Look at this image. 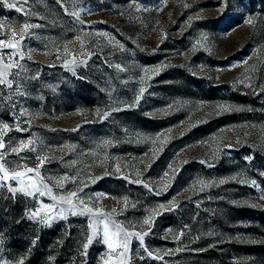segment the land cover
I'll use <instances>...</instances> for the list:
<instances>
[{"label":"rangeland","instance_id":"374dc122","mask_svg":"<svg viewBox=\"0 0 264 264\" xmlns=\"http://www.w3.org/2000/svg\"><path fill=\"white\" fill-rule=\"evenodd\" d=\"M7 3L33 15L7 8L0 0V23L17 28L27 20L41 27L22 42L26 56L31 50V59L21 61L26 71L13 70L20 76L12 89L0 86V127L6 123L11 129L5 143L15 146L33 138L36 151L9 154L6 166L35 168L37 156H48L40 172L53 195L82 188L79 197L97 204V194H103L97 206L105 212L115 209L113 219L135 225L137 231H148L140 222L157 205L167 206L175 198L179 207L159 210L144 238V245L163 259L148 257L132 239L129 264H264V200H259L264 190V0H243L242 5L232 0L223 15L220 0H63L69 12L93 9L81 12L84 23L65 14L56 0ZM137 6L149 10L136 11ZM249 15L256 17L255 27L244 23ZM198 40L205 46L193 50ZM65 45L70 53L94 55L83 57L86 64L77 55L70 70L65 61L72 56L65 54ZM0 51L6 55L9 50ZM116 64L127 71H118ZM164 65L141 84L142 69ZM246 67L255 69L248 73L251 88L239 83ZM37 72L39 78L30 79ZM16 83L23 95L15 94ZM142 86L146 91L139 104L126 107ZM113 108L123 110L106 119L96 116L97 109ZM23 110L27 115H21ZM17 125L27 130L17 131ZM158 134L167 139L162 136L155 145L143 139ZM105 140L111 143L103 145ZM249 156L250 161L245 159ZM170 164L178 174L170 175V186L159 195L121 178L135 179L139 172L145 183L162 188L161 177ZM238 173L260 187L238 182L240 176L230 179ZM65 175L76 181L57 186ZM197 179L228 182L203 192L189 190ZM0 197V259L12 264L20 259L24 264H102L107 258L109 250L100 237L83 254L87 216L68 214L66 220L43 225L25 213L41 201L53 203L50 197L10 198L6 189H0ZM257 203L261 206H250ZM181 230L184 235L175 240Z\"/></svg>","mask_w":264,"mask_h":264},{"label":"snow or ice","instance_id":"6c2138e0","mask_svg":"<svg viewBox=\"0 0 264 264\" xmlns=\"http://www.w3.org/2000/svg\"><path fill=\"white\" fill-rule=\"evenodd\" d=\"M20 5L27 4L28 0H18ZM58 4L62 7L63 11L67 15L73 16L78 23H84L82 20H80L81 12L85 13H91L93 9L91 8H81L77 11L69 12L68 8L64 6L63 0H56ZM76 2V0H74ZM240 4H243V0H239ZM220 3L222 5V15L227 13V9L231 6L232 0H220ZM5 6L10 9H16L17 11H21L26 16H31L33 13L31 11H25V9L21 7H17L16 3H7V0H5ZM183 7L187 8L189 5L187 3L183 4ZM136 11H148L149 9L144 8L141 9L140 7H135ZM162 10V9H157ZM255 21L256 17L253 15H249L244 23L255 27ZM41 27L39 24H33L25 20L22 25H20L17 28L7 27L5 24L0 23V29H5L3 33H0L4 36L3 39H0V50H9L8 53L5 55L2 51H0V86H5L8 89H12L14 82H16L17 77L20 76V71H13L15 70H24V65L21 63L22 60L25 58L31 59V50L28 51V54L26 56L25 51L22 46V42L33 35L32 30ZM100 35L107 36V33H100ZM166 34L161 32V36L164 37ZM77 41H81V37H76ZM201 40H206V37L201 38ZM201 40H198L196 44L193 45V50L196 49L197 46L204 47L205 45L201 42ZM109 43H112V39H109ZM118 47L123 50V45L119 44ZM81 48H83V45L81 44ZM65 54L71 55L72 59L65 61V67H69L71 69V65H74L77 63L76 56H81V60L79 61L80 64H86V60L83 59L85 55H87L88 58H90L94 53L85 51H77L70 53L67 46L64 47ZM59 58V57H58ZM251 59V57L249 58ZM244 65L248 64V61L245 60L242 62ZM162 67L164 66H158L155 68H144L142 69L144 75L140 76V82L142 85L146 84L148 80L152 79L153 75L159 74ZM115 68L118 71H127V68L122 67L120 64H116ZM254 68H247L245 69V74L243 76V79L239 80V83L244 84L246 87H252V76L248 73L251 71H254ZM39 73L37 72L34 76L30 77V79H38ZM247 81V83H245ZM146 91L145 87H141L139 89V93L135 96L133 102L131 104H127L126 107H136L142 97L144 96V93ZM16 95H23L24 93L21 90V86L19 83H16ZM171 107V105H169ZM218 109L224 110V111H230L231 106L228 105H217ZM123 109L120 108H113L111 111H101L100 109L96 110V116L100 119H106L111 115L112 111H120ZM21 115H27V110H23L21 112ZM30 123V121L28 122ZM254 127V126H253ZM8 124H3L2 127H0V189H6L7 192L10 194V198H14L17 194H21L28 197H45L48 196L51 198L53 203L50 204H44L42 201L40 203L39 207H36L35 209H31L28 212L25 213L26 217L37 221L40 224L43 225H51V223L55 219H67L68 214L71 215H81V216H87L89 218L88 223V230L89 234L86 236V242L82 244L83 248V254H87V249L89 246L93 243V239L96 237H100L103 241V243L107 246L109 252L107 254V258H102V264H129L130 260V242L132 239H136L140 243V247L144 249L145 253L148 257H153L154 253L153 251H150L145 245H144V238L149 234L151 231V225L153 223V217L160 215L161 212L159 210H167V211H174L176 208L179 207V202L173 198L168 202V205L160 204L156 206V209H153L150 211L149 215L145 217L141 222L140 226L143 228V226H149L148 231H137L135 225H128L125 226L123 223H119L113 219V213L115 212V209L112 210V212H105L101 207L97 206L99 197L103 194H97V204H90L88 201L81 199L79 197V192L83 191L82 188L78 189V191H73L68 193L65 196H55L52 192V187L49 186L48 183L45 182V178L41 175L40 169L45 164L46 161L50 159L48 156H37V166L35 168H29L26 165L23 164H17L15 168L10 169L7 167V161L6 156L9 154H16L17 156L20 155L22 152H35V143L36 141L33 138H29L27 140H20L15 146H12L10 144L5 143V135L8 131H10ZM17 131H26L27 129L20 128L19 125L16 126ZM245 135H248V133H245ZM164 137L166 140L167 137L165 134H158L155 138L152 137H144L143 139L146 141H150L153 145L156 144L157 140H160L161 137ZM103 145H108L111 143V141H103ZM207 143V142H203ZM153 155H155V150H153ZM148 155L147 153L145 154ZM246 160L250 161L252 159L251 156L246 157ZM201 163H207L206 161H200ZM75 163V162H73ZM141 163H144V161H141ZM184 163H187V161H184ZM209 167H212V164H208ZM147 167H150V165H147ZM169 170L164 173V175L161 177V181H165L162 188H156L154 189L151 184L145 183L142 179H140V173H136V178L131 179L130 175H123L121 178H124L126 180H129L130 183H136L140 184L143 187L149 189V191H154L157 195L160 194L161 191H166L167 188L170 186L166 181L171 176L174 177V175L178 174V169L173 168V166L170 164ZM116 171L120 172V166L117 164ZM260 175L264 176V172L260 173ZM240 176L241 179L238 181L240 183H250V185L254 188H259L260 186L257 184L255 180L246 181L242 178V174L238 173L236 176L231 177V180H237V177ZM75 182V177H69L65 175L64 177H61L57 181V186L63 187L65 182ZM11 182H16V186H13ZM228 180L226 179H220L218 181H207L204 179H197L193 182V184L190 186L189 190H197L199 192H203L207 188H211L214 186H219L222 184L227 183ZM86 186V185H85ZM3 198V197H0ZM91 200V198H89ZM259 200H264V190H261L259 193ZM122 203L125 207L129 206V201L127 197H124L122 199ZM233 203H237L233 201ZM247 203V202H245ZM132 207H135V205H131ZM253 208L260 207V204H252L250 205ZM187 227V226H185ZM129 228L132 230L130 231ZM171 231V230H169ZM184 235V231L181 230L178 234L174 236L175 240H179ZM211 235V233H210ZM254 242V241H253ZM33 244L36 243L35 240L32 241ZM176 251H181V249H176ZM171 250H169V253ZM166 253V254H169ZM143 259V257H140ZM155 259L162 260L163 256L156 254L154 256ZM51 259V258H50ZM0 264H12L11 261L0 259ZM15 264H24L23 259H20L15 262Z\"/></svg>","mask_w":264,"mask_h":264}]
</instances>
